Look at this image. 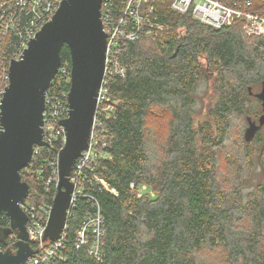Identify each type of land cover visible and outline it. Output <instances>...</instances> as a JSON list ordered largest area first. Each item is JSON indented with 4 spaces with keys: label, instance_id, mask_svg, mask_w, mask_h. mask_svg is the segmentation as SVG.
<instances>
[{
    "label": "trees",
    "instance_id": "1",
    "mask_svg": "<svg viewBox=\"0 0 264 264\" xmlns=\"http://www.w3.org/2000/svg\"><path fill=\"white\" fill-rule=\"evenodd\" d=\"M126 2L112 0L114 17ZM171 3L155 5L165 26L159 36L121 42L127 75L108 83L115 110L102 121L101 137L111 160L96 173L109 190L89 183L84 190L102 208L103 258L77 248L76 234L93 211L84 196L67 226L65 261L58 264H208V254L213 264H264V182L244 192L257 169L264 175V128L255 144H244L242 158H220L237 152L226 146L235 120L248 124L263 113L251 91L258 93L264 83V37H246L240 20L215 29L174 11ZM13 52L5 54L12 59ZM61 63L71 72L66 45ZM209 88L214 97L200 119L201 92ZM51 89L66 100L70 79L58 76ZM57 148L40 149L41 162L57 158ZM21 176L30 187L29 201L39 212L48 209L55 184L46 192L34 172ZM9 226L7 214L0 213V228ZM14 243L8 238L0 248Z\"/></svg>",
    "mask_w": 264,
    "mask_h": 264
},
{
    "label": "water",
    "instance_id": "2",
    "mask_svg": "<svg viewBox=\"0 0 264 264\" xmlns=\"http://www.w3.org/2000/svg\"><path fill=\"white\" fill-rule=\"evenodd\" d=\"M103 0H64L41 31L30 39L21 60L10 64V85L1 100L0 113V213L10 219L0 228V244L16 234V252H0V264H25L33 250L27 231L28 218L21 209L30 187L21 172L29 167L34 148H46L43 140L46 95L61 69V52H71V82L68 93L69 117L59 123L67 142L59 155V184L53 200L44 241L60 238L66 224L74 185L70 176L76 160L88 148L104 79L106 35L102 24ZM261 101L262 115L248 118L244 140L251 143L264 128V83L254 94Z\"/></svg>",
    "mask_w": 264,
    "mask_h": 264
},
{
    "label": "built area",
    "instance_id": "3",
    "mask_svg": "<svg viewBox=\"0 0 264 264\" xmlns=\"http://www.w3.org/2000/svg\"><path fill=\"white\" fill-rule=\"evenodd\" d=\"M62 1L64 0H0V105L10 85L9 69L12 60H21L30 39H34L43 26L52 20ZM157 1L127 0L121 16L116 18L110 10L112 0H103L102 24L106 35L104 79L98 94L88 148L76 160L70 176L74 190L67 210L66 224L58 240L44 241L52 205L39 212L27 198L21 204V209L28 218L27 231L36 254L25 264H58L65 261L61 251L67 226L78 201L84 196L93 203V211L85 216L76 234L77 248H86L90 256L97 261L102 260L105 219L100 204L92 196L85 195L84 190L88 183L109 190L106 181L96 173L102 162L111 160L104 151L106 143L101 137L102 121L109 118L115 110V101L109 93L108 83L127 75V68L119 59L122 41L135 42L143 35L157 37L164 32L165 26L160 24L156 12ZM171 7L180 14L191 13L195 19L215 29L231 26L240 20L245 23L246 37H264V0H172ZM10 48L14 49L12 59L5 54ZM58 76L69 78L71 82V72L61 67L46 95L43 125V140L49 147H58L57 158H47L44 164L40 160L42 148L35 147L29 167L25 169L37 175L38 180L44 183L46 192L54 184L58 187L59 155L67 142L66 130L59 122L69 117L68 95L65 100L64 94H55L51 89ZM0 127L3 128L1 125ZM9 238L15 240V243L6 250L0 248V252H16V234Z\"/></svg>",
    "mask_w": 264,
    "mask_h": 264
},
{
    "label": "rangeland",
    "instance_id": "4",
    "mask_svg": "<svg viewBox=\"0 0 264 264\" xmlns=\"http://www.w3.org/2000/svg\"><path fill=\"white\" fill-rule=\"evenodd\" d=\"M201 94H202V98H203V102H204L203 103L204 108H203L199 118L204 119V117L206 115L207 107L209 106L210 102L212 101L214 94H213V90L211 88H209L208 92H205V90H202ZM235 121L236 122L230 131L229 139L227 141L226 146H230L231 151L236 150L237 152L236 153L235 152L229 153V150L225 151L220 155V158H223V159L224 158H242L241 154H243L245 152V147H244L245 145L244 144H246V142L244 141V135H245L246 129L248 128V124L242 119L241 120L237 119ZM164 122L166 123V121H164ZM161 132H162L161 134H164V133L166 134V127H163V131H161ZM262 134L264 136V131ZM254 140L252 142L255 144L256 142H254ZM253 147H254V149H256V145H253ZM239 163H240V161H239ZM232 172H235V168H232ZM260 182H264V175H262L260 170L257 169L252 176L251 182L249 183V185L246 186V189L244 190L245 194L248 195V193L251 190H253L254 185L256 183H260ZM205 259L208 262V264H213L209 261L213 260L214 256L212 254H208L205 257Z\"/></svg>",
    "mask_w": 264,
    "mask_h": 264
}]
</instances>
